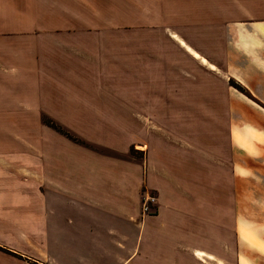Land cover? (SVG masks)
I'll use <instances>...</instances> for the list:
<instances>
[{
    "label": "crops",
    "instance_id": "obj_1",
    "mask_svg": "<svg viewBox=\"0 0 264 264\" xmlns=\"http://www.w3.org/2000/svg\"><path fill=\"white\" fill-rule=\"evenodd\" d=\"M160 24L181 32L142 27ZM250 104L264 106V0H0L3 230L35 239L39 264H264Z\"/></svg>",
    "mask_w": 264,
    "mask_h": 264
},
{
    "label": "rangeland",
    "instance_id": "obj_2",
    "mask_svg": "<svg viewBox=\"0 0 264 264\" xmlns=\"http://www.w3.org/2000/svg\"><path fill=\"white\" fill-rule=\"evenodd\" d=\"M238 3L240 6L244 7L243 2L239 1ZM254 3H255V1H254ZM131 26L132 25H126V28H124V30H133L134 27H131ZM142 27L147 28L148 30L150 29L152 31H157V33H166L167 35H170V36L173 35L174 33L181 32V25H161L160 24V25H150V27L149 26H142ZM174 38L176 39V41L178 38L180 39L179 36H174ZM169 39H171V38H169ZM172 41H174V43H176V44H177V42L179 43V41H177V42H175V40H172ZM158 45H159V42H158ZM177 45L179 46V44H177ZM190 58H192V57L190 56ZM221 60L222 59H220V63L222 64ZM194 61L199 62L196 60H194ZM220 75H221L222 80H224V81L227 80L226 79L228 77L227 73L220 72ZM230 84L237 87L238 91L244 92V89L241 88L237 84L235 85L233 80L230 81ZM250 105L253 106V108H254V111L252 109V113H254L256 111L260 112V111H262L261 109L264 110L263 105H259V104H255V105L250 104ZM237 106H238V109H237L238 110V124H240L244 120V119H240L241 118L240 112H241V110L244 109L245 105L238 104ZM221 109H224V105H221ZM38 122L41 126L56 129L58 131V134L68 138L71 142L76 143L79 146H82L84 148L92 150L95 153L103 154V155H110V156L117 155L114 152H110V151L106 150L105 148H103L100 145H97L95 143L86 142V141L82 140L80 137L67 132L66 129L64 127H62V125H60L56 121L42 120V121H38ZM0 128H1V126H0ZM4 136H5V138H8L7 134ZM129 156L134 157V158L142 157L141 154L136 153L133 149L131 150ZM8 227H6V225H4L2 222H0V264H39L38 260H37L38 258L36 255V248H37L36 247V240L33 238H30L28 236L24 237L23 234L19 231L16 232V231H9V230L5 231V230H3V229H6ZM10 228H12V226Z\"/></svg>",
    "mask_w": 264,
    "mask_h": 264
},
{
    "label": "built area",
    "instance_id": "obj_3",
    "mask_svg": "<svg viewBox=\"0 0 264 264\" xmlns=\"http://www.w3.org/2000/svg\"><path fill=\"white\" fill-rule=\"evenodd\" d=\"M155 197L152 195H146L142 199V213L147 214L150 212L152 205L155 204Z\"/></svg>",
    "mask_w": 264,
    "mask_h": 264
}]
</instances>
